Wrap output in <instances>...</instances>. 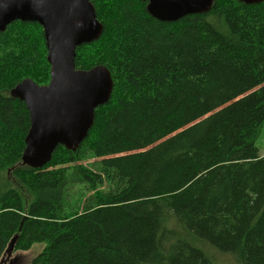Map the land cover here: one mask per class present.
Returning a JSON list of instances; mask_svg holds the SVG:
<instances>
[{
  "label": "trees",
  "instance_id": "16d2710c",
  "mask_svg": "<svg viewBox=\"0 0 264 264\" xmlns=\"http://www.w3.org/2000/svg\"><path fill=\"white\" fill-rule=\"evenodd\" d=\"M91 1L104 32L76 68L105 66L113 93L42 169L23 164L30 113L10 91L49 83L44 30L0 34V264L15 237L46 243L30 264H264V3L161 22Z\"/></svg>",
  "mask_w": 264,
  "mask_h": 264
},
{
  "label": "water",
  "instance_id": "95a60500",
  "mask_svg": "<svg viewBox=\"0 0 264 264\" xmlns=\"http://www.w3.org/2000/svg\"><path fill=\"white\" fill-rule=\"evenodd\" d=\"M147 11L161 22H177L189 15L209 13L216 0H142ZM247 5L264 0H241ZM38 23L44 30L50 65V81L38 85L25 79L11 91L24 102L31 126L25 139L23 164L42 169L63 146L77 151L94 126L95 111L107 104L114 82L103 65L90 70L76 68L77 49L98 41L104 26L91 0H0V34L14 22ZM15 237L1 264L14 251Z\"/></svg>",
  "mask_w": 264,
  "mask_h": 264
},
{
  "label": "rangeland",
  "instance_id": "374dc122",
  "mask_svg": "<svg viewBox=\"0 0 264 264\" xmlns=\"http://www.w3.org/2000/svg\"><path fill=\"white\" fill-rule=\"evenodd\" d=\"M258 149H259V154L261 156L264 155V129L263 132L258 139L256 143ZM46 243H35L31 249L28 251H13L12 256L9 260H7L6 264H30L32 259L38 256L42 251L45 249ZM210 251V250H209ZM219 262L226 261L230 262V259L227 257H220L218 259Z\"/></svg>",
  "mask_w": 264,
  "mask_h": 264
}]
</instances>
